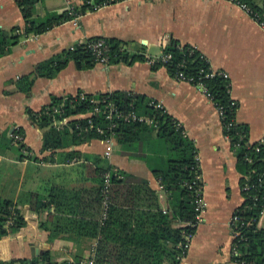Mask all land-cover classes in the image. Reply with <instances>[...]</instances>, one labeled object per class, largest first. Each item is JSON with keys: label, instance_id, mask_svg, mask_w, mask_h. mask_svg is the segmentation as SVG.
Returning <instances> with one entry per match:
<instances>
[{"label": "crops", "instance_id": "0c3cea01", "mask_svg": "<svg viewBox=\"0 0 264 264\" xmlns=\"http://www.w3.org/2000/svg\"><path fill=\"white\" fill-rule=\"evenodd\" d=\"M81 4L82 0H40L35 17L43 19L49 12L70 11ZM23 25L14 0H0V31ZM96 37L122 41L130 55L155 59L163 55V44L172 39L195 48L212 71L228 74L229 95L237 105L234 121L246 128L247 141L257 145L264 138V28L228 1L125 0L40 36L23 38L0 58V198L13 201L26 224L17 234L0 240V261L31 260L49 253L53 264L76 260L96 264L95 241L76 237L72 221L102 217V206L98 208L92 201L91 190L96 187L92 168L106 165L134 177L133 190L149 188L157 195L160 208L167 209L168 196L153 170L166 164L168 149L156 130L142 131L129 145L113 141L108 146L94 139L43 151V132L28 115L40 112L53 98L120 92L159 103L193 142L200 159L206 213L179 264H237L231 262L230 219L244 202L240 186L244 175L231 143L224 138L214 105L199 89L176 81L162 67L154 69L146 61L136 60L97 63L88 70H77L70 62L52 79L36 78L28 93L17 91V81L37 65ZM16 130L23 132V149L12 142ZM72 152L81 158L69 159ZM29 193L43 199L53 197L62 211L73 214L57 213L46 230L41 225L48 212L31 211L26 202ZM68 193H77L82 200L73 203ZM140 195L142 192L136 196L139 201ZM142 203L123 209L140 208Z\"/></svg>", "mask_w": 264, "mask_h": 264}, {"label": "trees", "instance_id": "16d2710c", "mask_svg": "<svg viewBox=\"0 0 264 264\" xmlns=\"http://www.w3.org/2000/svg\"><path fill=\"white\" fill-rule=\"evenodd\" d=\"M40 0H14L18 6L24 25L14 27L9 31H0V58L8 55L12 47L19 41L29 36H40L55 27L68 22L75 17H81L93 11L95 7H106L117 4L125 0H82V4L73 7L70 11L61 13L49 12L43 19L35 17V6ZM246 5L248 12L254 20L264 26V0H236ZM97 39L91 38L83 43L77 44L72 50H66L51 57L43 63L37 65L34 71L16 83L17 91L28 93L36 78H54L70 62L77 70H88L93 68L98 62L89 49V44ZM105 42V56L108 58L107 65L118 63L129 64L136 60L147 61L149 57L141 55H130L126 49V43L115 39H103ZM163 55H169L170 59L166 65H154L155 68H164L169 75L174 76L177 72L193 77L195 81L202 82L213 101L224 110L227 123L234 117L236 112V102L229 95V82L219 76L205 78L212 70L206 58L195 48L189 45H181L178 41L170 40L163 49ZM91 99L100 101H111L118 111L127 113L135 111L145 114L155 119L156 129L142 123H124L116 121V126L112 131L105 133L107 137L121 145H129L139 138L142 131H157L160 139L164 140L168 149V160L162 169L153 170V174L163 191L167 194V209L163 210L158 204L157 195L149 188L142 191L133 190L131 184L137 180L123 172L115 171L111 167L92 168L94 176L93 182L96 187L91 190L93 203L96 207L103 208L104 198H107L106 217L96 220H72L74 223L73 234L76 237L87 236L95 241L96 264H179L183 256L178 245L183 242V232L191 231L189 227H180L181 223L193 220L192 193L185 184L190 183L196 174L195 155L196 149L193 142L185 136L180 127L166 111H154L144 99L127 93L114 92L109 94L87 95L85 99L78 96H67L65 98H53L51 103L41 109L38 113L29 112L28 115L43 132L42 150L64 149L68 146H76L89 140H100L104 138L96 132V128L106 129L109 122L104 115L99 112L93 114L88 119L74 120L68 123L62 130H56L52 126L53 119L59 120L68 116H76L92 111L95 107L90 103ZM99 107L103 108L100 103ZM53 108L59 111L53 114ZM76 126L77 129H76ZM90 128L85 133H79L80 128ZM246 128L236 125L229 131L231 137V148L235 151L238 169L244 175L241 180V188L245 186L253 187L249 192H242L244 202L237 210V215L241 219L242 225L239 227L240 237L233 241L238 251L237 256H231V262L237 264H264V224L258 226L262 213H264V187L259 183L264 173V144L260 146L253 144L248 149L245 145L247 136L239 141V135L246 132ZM23 137L21 130L14 131L13 134ZM239 133V135H237ZM112 134V135H111ZM111 135V136H110ZM238 143L239 147H233ZM19 148L25 146L18 143ZM259 148V152L255 151ZM69 159L73 157L81 158V154L72 152L67 155ZM248 159L251 162H248ZM109 173L108 187L106 184V174ZM142 192L141 200L136 199ZM73 203H80L82 197L77 193H68ZM135 200H137L135 202ZM26 202L33 212H48L47 221L41 225L46 230L49 229V222L55 218L57 213L73 214V211H62L59 203L53 197L43 199L38 194L29 193ZM143 202L133 210L135 203ZM146 202V204H145ZM131 206V207H129ZM124 208V209H123ZM52 209V211H51ZM131 212V214H126ZM25 220L20 209L11 200L0 198V240L7 236L17 234L24 226ZM195 234L196 229H192ZM52 234L50 235V239ZM74 263L64 264H78ZM0 264H53L49 253L32 258L31 260H16L3 262Z\"/></svg>", "mask_w": 264, "mask_h": 264}, {"label": "built area", "instance_id": "2783aa9c", "mask_svg": "<svg viewBox=\"0 0 264 264\" xmlns=\"http://www.w3.org/2000/svg\"><path fill=\"white\" fill-rule=\"evenodd\" d=\"M222 1H228L234 5L239 6L241 9L246 11L248 13V15L250 16L246 5L241 4L236 0H222ZM100 8H103V7H98V8L95 7L93 9V11H97ZM77 18L78 17H75L74 19H77ZM251 18L254 19L253 17H251ZM260 25L264 28V26L262 24H260ZM167 44L168 43L166 42L163 44V46L165 47ZM73 47H71L70 50H72ZM105 48H106L105 42L103 39H97V40H95L89 44V49L91 50L92 54L94 55L96 61L99 64H103V65H107V63H108V58L105 56ZM169 59H170L169 55H162L158 59L149 57V59H147L146 62L148 65H150V67H152L154 65H162L163 66V65H166V63L168 62ZM214 76H219L222 79L228 81V74L223 72V71H211L210 73H207L205 75V78H212ZM173 78L178 82L187 83V84H190V85L196 87L212 102V104L214 105V108L216 110V113L218 115V118L220 119V122L222 124L224 138L227 141L231 142V137L229 135V131L231 129H234V127L237 125L234 121V117L231 118L227 123H223V120L225 119L224 110L221 106H217L215 104V102L213 101V99H212L210 93L208 92L206 86L202 82L195 81V79L193 77H189V76L184 75L183 72L175 73ZM76 96H78L80 99L83 100V99H85V97L87 95L84 93H79V94L75 95L74 97H76ZM90 103L95 105V107L92 109V111L84 113V114L76 115V116H68L66 118H62L59 120L53 119L52 126L56 130L59 131V130H62L65 126H67L68 123H70L71 121H74V120L79 121V120H83V119H88L93 114L101 112L104 115L105 120L107 122H109V125H107L106 129L97 127L96 132L99 135H101L102 137L104 136V138H102L100 140L108 146H111V143L114 140L112 137H107L105 135V133L112 131V129H114V127L116 126V121H123L124 123H142V124H145L149 127L154 128V129L157 128V126L155 124V119L153 117H149L146 115H140L139 113H137L135 111H129L127 113H123L121 111H118L116 106L111 101H106V100L100 101L98 99H91ZM100 103L103 104V108L98 106ZM147 105L150 108H153L154 111H164V108L157 102L149 101L147 103ZM58 111H59L58 108H53V110H52L53 114L57 113ZM77 127L78 126H76V129H77ZM79 128H80V131H79L80 134L85 133L88 129H90V128L87 129V128H82V127H79ZM237 135H239V133H237ZM244 137H245L244 134L239 135V141L244 139ZM11 138H12V142L14 144L21 143L23 140L22 136H20L17 133L12 134ZM261 144H264V138L257 145L260 146ZM245 145L248 149L250 148V146H252V144H250L248 141L245 142ZM233 147H235V149H237L239 147L238 143H235V145ZM255 151L259 152V148L255 147ZM106 156H108V153H106ZM194 159H195L196 170H197L195 177L190 183L185 184L186 188L192 193L193 220L180 224V227H189L191 229V231L183 232V234H182L183 235V242H181L178 245V248L181 249V255L182 256L187 254V252L190 248L191 240L193 239V237L195 235L192 232L193 231L192 229H197L198 226L201 224L203 217L206 213V207H207L205 198H204L203 193H202L203 183H202L201 173L199 171L200 159H199L197 153H196ZM248 162L250 163L251 160L248 159ZM108 178L109 177L106 175V179H107L106 184H105L106 188L108 187ZM262 178H264V173L262 174ZM259 183L262 184V186L264 187V182L262 181V179H259ZM251 189H254V188L250 187V186H245L242 189V192H249ZM106 209H107V198L105 197L104 201H103V214H102L103 219L106 217ZM263 224H264V213H262V215L260 217V220L258 222V226H263ZM241 225H242L241 219H239V216L237 215V211H236L230 219V229H231V233H232L231 256H237V254H238V251L236 249V246H234L233 241L236 238L240 237L238 230H239V227ZM183 257H185V256H183ZM87 264H94V263H93V261H91Z\"/></svg>", "mask_w": 264, "mask_h": 264}]
</instances>
